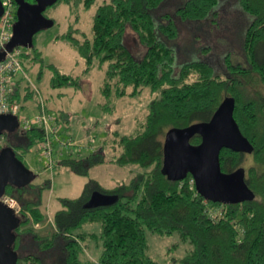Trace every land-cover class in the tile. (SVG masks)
Returning a JSON list of instances; mask_svg holds the SVG:
<instances>
[{
	"label": "trees",
	"instance_id": "1",
	"mask_svg": "<svg viewBox=\"0 0 264 264\" xmlns=\"http://www.w3.org/2000/svg\"><path fill=\"white\" fill-rule=\"evenodd\" d=\"M79 1L88 10L97 0H58L52 7L63 4L72 13ZM167 1H102L92 16L90 38L74 28L77 18L67 32L56 37L67 42L83 60L85 72L106 65L100 87L106 109H112L107 103L113 99L135 98L143 89L149 90L152 99L132 135L115 132L112 141L104 142L119 149L111 159L101 148L85 157L69 152L60 157V167L88 180L78 198L57 199L61 208L51 217V230L44 237L28 227L46 220L41 211L44 185L6 188L5 195L16 199L21 207V225L15 231L13 244L16 264H45L43 256L57 249L58 256L52 264H158L147 255V232L177 234L181 242L189 244L180 264H264V0H237L246 16L241 56L226 51L217 70L201 59L177 63L176 42L179 24L202 26L213 22L227 0H182L172 14L159 15ZM128 30L143 50L138 57L125 44ZM21 64L25 72L31 65H38L37 80L42 78L43 68L48 67L53 72L52 89L79 87L78 78L61 74L53 65H44L35 36ZM34 94L29 82L19 78L11 101L18 103L23 113L25 103ZM227 97L234 99L233 118L251 145L248 154L228 149L219 154L221 172L242 169L253 194L251 200L237 205L207 202L189 183L190 176L172 182L162 173L165 133L207 122ZM64 132L67 129L63 127V136ZM17 133L14 138L19 145L12 148L22 162L23 152L36 147L44 139V132L32 127ZM199 143L198 136L190 140L191 145ZM109 164L135 170L127 183L107 189L90 179L89 173ZM28 192L36 199L25 197ZM94 192L116 196V201L107 207L85 209ZM216 209L220 212L212 217L210 212ZM93 224L98 225V234L83 229ZM86 242L99 246L95 259L85 252ZM29 245L41 255L28 252L19 256L18 250Z\"/></svg>",
	"mask_w": 264,
	"mask_h": 264
},
{
	"label": "rangeland",
	"instance_id": "2",
	"mask_svg": "<svg viewBox=\"0 0 264 264\" xmlns=\"http://www.w3.org/2000/svg\"><path fill=\"white\" fill-rule=\"evenodd\" d=\"M102 1L106 0H97L88 10H85L83 3L79 1L72 13L63 4L45 10L43 15L53 20L55 25L35 35V45L42 54L43 63L45 66L53 65L61 74L78 78L80 83L76 89L69 86L52 89L50 80L53 77V72L48 67L43 68L42 78L37 80L39 67L31 65L26 71L27 81L35 94L32 100L25 103L27 109L24 108L22 116L25 118L34 116L37 113L38 104H44L49 113L57 118L62 127L67 129V132H64V138L71 139L74 143V148L65 149L64 154L69 152L79 155V157H85L90 152L101 148L109 160L118 153L119 149L115 148L111 142H107V145H104V142L112 141L115 132L119 135H132L137 125L147 114V105L152 96L148 89H143L141 94L135 98L113 99L109 104L107 103L112 109H106L103 106L105 101L100 94L106 65L102 69L93 67L85 72L84 62L78 54L69 47L67 42L56 39L57 36L70 29L76 18L78 22L74 28L90 38L92 36V16ZM181 1H167L158 14H172L174 7ZM219 9L218 18L213 22L202 26L179 24V37L176 42L177 63L201 59L211 63L217 70L223 57L222 54L226 51L235 57L241 56V38L246 26V16L240 10L237 0H227ZM75 36L81 38V35ZM125 44L135 56L138 57L142 54L143 50L136 36L130 30L127 31ZM204 48L205 50H202ZM19 131H21L20 128L15 130L16 133ZM8 135L9 137L6 138V135L1 136L0 149L18 147V141L14 138L17 135ZM89 138L95 140L92 149L77 148L80 143L86 142ZM53 159L56 166L48 168L44 154L36 147H32L21 155L24 165L35 175L31 184L44 185V190L41 193V211L46 215V220L36 226L28 225L42 237L48 231L50 232L51 217L61 208L57 199L78 198L88 180L60 167L58 165L59 157L53 155ZM134 170L135 168L102 165L93 168L89 173V178L99 181L109 189L117 184L127 183ZM30 199L35 200L36 197ZM216 211L219 213L220 209H216ZM83 229L94 234L99 233L98 225H86ZM146 240L147 255L158 264H180L179 260L190 249V245L181 242L177 234L160 236L147 232ZM83 245H85V252L89 254L90 259H95L100 252L99 246L95 242H86ZM16 246L14 245V247ZM57 251L58 249L52 254L44 255V263L52 264L58 256V254L55 255ZM28 252L41 255L33 245L26 246L24 249L18 250L17 253L19 256H23Z\"/></svg>",
	"mask_w": 264,
	"mask_h": 264
},
{
	"label": "water",
	"instance_id": "3",
	"mask_svg": "<svg viewBox=\"0 0 264 264\" xmlns=\"http://www.w3.org/2000/svg\"><path fill=\"white\" fill-rule=\"evenodd\" d=\"M58 0H14L16 21L12 37L6 45L10 52L16 47L31 50L33 37L53 27V20L46 18L45 10ZM2 14L0 2V16ZM0 54V61L4 58ZM235 101L225 98L207 122L192 124L185 128L169 129L162 143V173L172 182H180L190 176L196 193L205 201L223 205H237L252 199L253 194L245 182V173L238 169L223 173L220 169L219 154L228 149L235 153L248 154L251 145L240 133L233 118ZM18 128L16 117L0 115V137L15 133ZM200 137L198 145L190 140ZM35 175L16 156L13 148L0 149V198L7 187L23 188L33 182ZM116 201V196L98 192L91 194L85 209L107 207ZM21 219L13 210L0 201V264H16L17 254L13 250L15 231Z\"/></svg>",
	"mask_w": 264,
	"mask_h": 264
},
{
	"label": "built area",
	"instance_id": "4",
	"mask_svg": "<svg viewBox=\"0 0 264 264\" xmlns=\"http://www.w3.org/2000/svg\"><path fill=\"white\" fill-rule=\"evenodd\" d=\"M2 14L0 16V54L4 53V58L0 61V115H12L16 117L18 128L21 131H27L32 127L43 130L44 139L36 146L38 151L42 152L47 160V167H55L53 155L62 157L64 150L74 148L71 139H65L62 133L63 127L57 122V118L47 112L44 104H39L37 113L25 118L20 113V105L11 101L14 94L17 79L24 78L27 80V73L22 67V55H28L29 50L16 47L12 51H6V45L12 37V27L16 21V6L14 0H0ZM0 137V147L2 144ZM94 139L89 138L86 142L80 143L78 149H92ZM189 183L194 185L193 179L190 177ZM0 201L14 211L18 216L21 211L18 201L8 195H3ZM210 214L216 216L217 211L212 210ZM36 226V225H34Z\"/></svg>",
	"mask_w": 264,
	"mask_h": 264
},
{
	"label": "flooded vegetation",
	"instance_id": "5",
	"mask_svg": "<svg viewBox=\"0 0 264 264\" xmlns=\"http://www.w3.org/2000/svg\"><path fill=\"white\" fill-rule=\"evenodd\" d=\"M13 134L17 135L18 133L15 132V133H13ZM24 196L27 197L28 199H30V198H33V197H30V196H34V195L28 192V193L25 194ZM31 200H33V199H31ZM18 203H19V202H18Z\"/></svg>",
	"mask_w": 264,
	"mask_h": 264
},
{
	"label": "crops",
	"instance_id": "6",
	"mask_svg": "<svg viewBox=\"0 0 264 264\" xmlns=\"http://www.w3.org/2000/svg\"><path fill=\"white\" fill-rule=\"evenodd\" d=\"M109 165H112V166H115V165H113V164H109ZM119 168V167H118ZM114 187V186H113Z\"/></svg>",
	"mask_w": 264,
	"mask_h": 264
},
{
	"label": "bare ground",
	"instance_id": "7",
	"mask_svg": "<svg viewBox=\"0 0 264 264\" xmlns=\"http://www.w3.org/2000/svg\"><path fill=\"white\" fill-rule=\"evenodd\" d=\"M19 129V128H18Z\"/></svg>",
	"mask_w": 264,
	"mask_h": 264
}]
</instances>
